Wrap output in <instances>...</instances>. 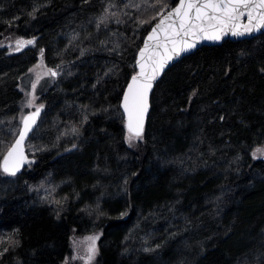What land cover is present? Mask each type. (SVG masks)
I'll return each mask as SVG.
<instances>
[{"label":"trees","instance_id":"1","mask_svg":"<svg viewBox=\"0 0 264 264\" xmlns=\"http://www.w3.org/2000/svg\"><path fill=\"white\" fill-rule=\"evenodd\" d=\"M177 1L0 0V39L34 41L0 47V145L30 67L60 73L37 90L35 161L14 176L0 167V264H62L71 232L92 227L98 264H264V158L252 156L264 143V32L170 66L140 141L125 142L137 51ZM60 129L76 138L58 145ZM47 181L53 195L40 198Z\"/></svg>","mask_w":264,"mask_h":264},{"label":"snow or ice","instance_id":"2","mask_svg":"<svg viewBox=\"0 0 264 264\" xmlns=\"http://www.w3.org/2000/svg\"><path fill=\"white\" fill-rule=\"evenodd\" d=\"M258 9L264 10V0H178V3L167 11V15H164L163 12L159 13L162 18L152 27L144 42V47L139 51L140 59L137 60V64L140 67V72L132 76L131 83L128 84L124 93L122 106L128 117L129 132H134L136 137L141 136L144 116L148 110V94L153 87L152 82L165 63L172 59L173 54L179 56L181 52L194 48L196 42L200 40H219L228 31H231L234 36L242 35L243 33L235 30L238 27L235 21H238L242 16H247L251 23L254 19L253 13ZM258 14L260 20L264 21V11ZM153 19H156V16H153ZM256 27H259V24ZM251 30L245 26V31ZM161 34H163V40L160 39ZM188 38H192L191 42ZM153 40L156 41L155 48L163 47L167 50L169 43L173 45L172 49L166 51L164 57L159 61L153 60L151 55L145 59V52L149 49L148 41ZM32 43H34L32 40H17V50H20L25 44ZM155 48L153 52H155ZM41 54L43 53L41 52ZM148 62H151L150 73L146 71ZM49 72L53 76L56 75L51 69ZM35 87L36 84H33V90ZM39 113L40 108L38 107L30 116L23 117V128L17 133L18 138L6 148L0 145V167L5 173L14 176L19 171L21 162L25 159L22 148L23 141L32 130V125L35 124ZM256 153L264 154V149H256L253 158H256Z\"/></svg>","mask_w":264,"mask_h":264},{"label":"rangeland","instance_id":"3","mask_svg":"<svg viewBox=\"0 0 264 264\" xmlns=\"http://www.w3.org/2000/svg\"><path fill=\"white\" fill-rule=\"evenodd\" d=\"M17 40L27 41L29 39H8V38H2L0 39V47H5L8 51H13L17 49ZM32 40V39H31ZM34 45V43H33ZM42 60L40 59L36 63H34L30 70L25 74L20 80L21 85L19 88L22 90V100L19 104L20 110L18 113V120L19 123L16 128L11 129L8 131L7 135H9L8 141L3 142V145H10L18 131L19 125L21 123V119L23 116L34 110L36 107L40 106V104L37 102L38 98V92L41 87H43L46 83L47 86L49 83H52L54 78H58L60 76V73H57V69L54 68L52 71L56 73V75H52L49 70H46V68L43 67ZM39 77V79H38ZM53 79V80H52ZM36 84L35 89L33 90L32 85ZM31 101V104L29 102ZM46 110V108H45ZM45 113V112H44ZM44 116V114H43ZM43 116L41 117L38 125L41 123ZM47 121H51L52 119L50 117H47ZM46 123V122H45ZM38 125L36 129L38 128ZM47 128H53V122L50 125L46 126ZM126 127V126H125ZM46 131V130H44ZM57 141L58 145L60 141L63 139H70V138H76L74 129H70L68 131H62L61 129L57 131ZM13 135V137H11ZM41 135V132L38 134L32 136V138H29L27 141V153L29 155H34V144L36 143L35 139H38ZM35 136V138H34ZM131 137V139H129ZM141 139L140 137H136L135 134L129 132L126 128L125 132V142L129 146L136 145ZM2 143V142H1ZM77 142L74 141L73 145ZM72 146V145H71ZM264 149V143L256 146L252 150V156L253 153L256 152V149ZM256 158H264V154L256 153ZM3 171V170H2ZM4 172V171H3ZM57 184H53L50 181L45 182L42 187H38L39 190L38 197L40 198H46L52 197L53 195V188L56 187ZM101 236V230L95 227L89 228L88 230L77 232L73 230L70 234L69 238V253L65 256V258L62 261V264H98V256H99V240Z\"/></svg>","mask_w":264,"mask_h":264},{"label":"water","instance_id":"4","mask_svg":"<svg viewBox=\"0 0 264 264\" xmlns=\"http://www.w3.org/2000/svg\"><path fill=\"white\" fill-rule=\"evenodd\" d=\"M178 3V1L176 2V4ZM175 4V5H176ZM174 5V6H175ZM172 6V7H174ZM171 7V8H172ZM170 8V9H171ZM168 9V10H170ZM167 10V11H168ZM167 11L164 12L163 14L164 15H167ZM261 11H264V10H260L258 9L257 12H254L253 13V17L254 19L252 20L251 23H249L248 21V17L247 16H242L240 17V19L238 21H235V23L238 25V27L235 29L237 32H240V33H243L242 35H232L231 34V31H228L226 34L222 35L221 38L219 40H200L198 42H196V45L194 48H191L187 51H183L180 53L179 56H176L175 54L172 55V59L171 60H168L166 63H165V66L163 67V69L159 72V74L157 75L156 79L152 82L153 83V87L152 89L150 90L149 94H148V110L147 112L145 113V116H144V123H143V129H144V125H145V121L147 119V116H148V113H149V108H150V96H151V93H152V90L156 84V82L160 79V77L163 75V73L170 67L172 66L173 64H175L177 61H179L180 59H182L184 56L192 53L193 51H195L196 49L202 47V46H213V45H218V44H221L223 41L225 40H232V41H238V40H246V39H251L257 35H260L264 32V21H261L260 20V17H259V12ZM162 18L161 16L159 17V19ZM159 19L153 24V26L155 24H157L159 22ZM167 23V22H166ZM259 24V27H256V25ZM152 26V27H153ZM245 26L251 28L252 30L251 31H245ZM152 27L150 28V30L148 31V33L146 34V36L144 37L143 39V42H142V45L140 46L139 50L137 51V54H136V59H135V66H136V73L133 74V75H137L139 72H140V67L139 65L137 64V60L140 59L139 57V51L141 48L144 47V42L145 40H147V37H148V34L150 33ZM231 27V26H230ZM159 32V30H158ZM160 39L163 40V34L160 35ZM191 42L192 38H188ZM33 41V40H32ZM34 42V41H33ZM149 43V49L145 52V59H147V57L149 55L152 56V59L153 60H156V61H159L161 60L162 57H164V55L166 54V51H170L173 47V45L171 43L168 44V48L167 50L163 47L161 48H155V45H156V41H148ZM32 44H25L23 47L20 48V50H22L23 48H26V47H29V46H32ZM155 48V52H153V49ZM20 50H13L12 52H19ZM141 62H144V61H141ZM146 71H148L149 73L151 72V62H148V65L146 66ZM132 75V76H133ZM132 76L130 77L129 81L127 82L126 86H125V89L123 91V94H122V98H121V102H120V109H121V112L123 114V117L125 118V126L127 128V130L129 131L128 129V117H127V114L124 112V108H123V97H124V93L126 92L127 90V86L129 83H131V78ZM40 108V113H39V116L36 117V120H35V124L32 125V130L27 134V136L25 137L24 141H23V145H22V148H23V155L25 157V159L21 162V166H20V169L19 171H17L16 174L20 173L28 164L30 163H33L35 161V157L32 156V155H29L27 153V141L29 140V138L32 136V134L34 133V131L36 130V127L41 119V117L43 116L44 112H45V106L43 105H40L38 106ZM36 107V108H38ZM36 108L34 110H32L31 112H28L26 113L23 117L25 116H30L33 112L36 111ZM22 120L23 118L21 119V123L19 125V128H18V131L17 133L22 130L23 128V123H22ZM143 132V131H142ZM17 133L13 139V141L15 139L18 138L17 136ZM133 134H135L134 132H131ZM12 141V143H13ZM2 169V167H1ZM3 170V169H2ZM8 174V173H7Z\"/></svg>","mask_w":264,"mask_h":264}]
</instances>
